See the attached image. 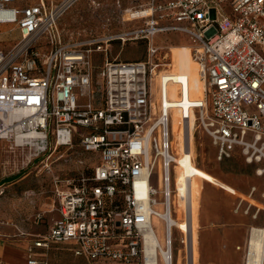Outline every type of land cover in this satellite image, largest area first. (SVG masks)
<instances>
[{
    "label": "built area",
    "instance_id": "1",
    "mask_svg": "<svg viewBox=\"0 0 264 264\" xmlns=\"http://www.w3.org/2000/svg\"><path fill=\"white\" fill-rule=\"evenodd\" d=\"M78 1L0 0V26L20 34L0 49V143L44 168L57 154L74 173L56 186L51 221L30 240L26 264H47L31 254L51 243H72L86 264H173L164 220L177 214L172 110L185 154L193 116L194 136L210 137L217 161L238 150L264 179V0H139L116 18L133 25L112 30L102 18L98 29L64 34L58 22ZM170 33L190 40L203 76L197 101L187 97V75L171 72L169 48L155 43ZM139 41L144 56L122 60L121 48ZM151 218L165 223L164 240L147 253Z\"/></svg>",
    "mask_w": 264,
    "mask_h": 264
},
{
    "label": "rangeland",
    "instance_id": "2",
    "mask_svg": "<svg viewBox=\"0 0 264 264\" xmlns=\"http://www.w3.org/2000/svg\"><path fill=\"white\" fill-rule=\"evenodd\" d=\"M30 1L36 0H28ZM53 1L58 3L61 0ZM90 1L92 0L76 2L60 18L59 27L67 32L71 31L77 26L76 20H79L78 31H88L96 26V18L92 13L102 17L103 14H112L110 12L114 11L110 7V2L114 0H93L100 4H110L100 8H96V4L92 5ZM125 1L128 7L134 0ZM19 39V31L12 30L9 26H0V49L6 50L12 42ZM155 43L171 49L174 64L183 62L187 55H180L174 48L186 46L190 40L184 34L170 33L158 35ZM144 52L143 42H128L121 48L120 55L124 61H135L142 58ZM172 70H179L188 76L190 99L201 98L202 80L196 67L190 65ZM190 76L195 80L193 89ZM153 97L156 101L155 92ZM192 126L193 118L191 130ZM194 137L191 142L195 145V157L192 158L195 159L196 171L207 177L196 174L192 180L197 224L194 237L199 243L196 264H244L245 243L250 229L264 227V211L258 207H264V199L261 197L264 192V179L256 175V166L247 164L238 150L231 158L219 162L216 160L210 137L200 129H197ZM171 138L174 154L182 155L179 119L177 131L174 134L172 132ZM29 156L27 151H17L10 143H0V248L4 252L0 253V259L3 258L4 264H26V251L31 245L30 240L42 236L51 221L49 212L56 186H60L74 174L69 163L58 159L57 154L50 158L49 168H44L39 161L28 163ZM175 173V219L181 221L183 178L179 167H175ZM251 188L255 190L250 201L242 200L239 195L248 198ZM195 191L198 193L196 196ZM41 214L45 215L43 223L38 220ZM164 224L158 219L153 220L156 236L161 243ZM179 230L172 228L173 264H190L187 253L190 251V233L180 230L181 233ZM184 240L187 245L182 243ZM73 252L72 243H51L47 249H34L31 257L47 264H86L83 257L75 256Z\"/></svg>",
    "mask_w": 264,
    "mask_h": 264
},
{
    "label": "bare ground",
    "instance_id": "3",
    "mask_svg": "<svg viewBox=\"0 0 264 264\" xmlns=\"http://www.w3.org/2000/svg\"><path fill=\"white\" fill-rule=\"evenodd\" d=\"M170 51V50H169ZM172 60V58H171ZM194 66L197 68L199 76L201 78V89L204 88L203 85V76L202 73L199 71V66L197 64V62L195 61V59L192 57L191 55V50L189 53V57H188V61L183 62L181 64L178 65H173V61L171 62V67L172 68H185L187 66ZM171 68V72L173 73H181L179 70H172ZM186 75V74H185ZM188 77V76H187ZM190 81L192 83V89H193V83L195 82L194 78L192 76H190ZM170 90V94L169 97L172 101H174L177 98V93H176V87L175 86H170L169 87ZM187 97L189 98V79H188V85H187ZM201 97H202V93H201ZM198 99H194L192 101H197ZM178 116H179V112L177 110H172V123H173V134L177 131V123H178ZM193 118V116H191V119ZM190 128H191V121H190ZM191 130V129H190ZM192 132H190V151L189 154H185L184 153V148H183V143H182V155H178V154H174L173 151V138H171V142H172V154L177 162V165H175V167H179L182 171V178H183V188L181 191L182 194V198H183V209H182V220L181 221H177L176 219H174L173 217H170L168 220L164 219L166 221V225L168 227H171V230L173 228V226H176L178 229H180L182 232L184 233H190V251H188V257L190 260V264H194V245H193V241H194V230H193V221H192V203L194 204V200L193 198V183L192 180H194V176L197 173L196 171V167H195V159L192 158L193 156L195 157V145L191 142V139L195 138L194 137V133L193 130H191ZM180 132H181V140H183L182 138V128L180 125ZM193 148V149H192ZM192 149V151H191ZM193 151H194V155H193ZM199 176L205 177L201 174H198ZM206 178V177H205ZM218 185H222L219 182H217ZM176 192V188H173V194H175ZM199 193V190H198ZM197 191H195V196L198 194ZM239 197L243 200L246 199L247 201H250V196L248 198H244L241 195H239ZM259 209H264V207L259 206ZM156 218H151V224L153 225V220ZM162 238V243L159 241V238L156 236L155 233V229L153 227V233L152 232H147L145 234V247H146V252L147 253H153L154 251V246L159 245L160 247H162L163 244V236L161 235ZM186 240L182 241V243H184V245ZM188 241V240H187ZM187 245V244H186ZM188 247V246H187ZM186 250V247H185ZM163 254L164 251L162 250ZM186 252V251H185ZM264 263V227H258V228H251L247 239H246V243H245V259H244V264H263Z\"/></svg>",
    "mask_w": 264,
    "mask_h": 264
},
{
    "label": "crops",
    "instance_id": "4",
    "mask_svg": "<svg viewBox=\"0 0 264 264\" xmlns=\"http://www.w3.org/2000/svg\"><path fill=\"white\" fill-rule=\"evenodd\" d=\"M47 2L49 1H52L54 2L53 0H46ZM92 5L96 4V8H100L101 6H108L110 5L109 3H96L95 1H90ZM139 0H134L132 1L129 6L127 7V3L125 0H114L113 2H110L112 3L110 5L111 8H113V12H110L112 14H103L102 17L101 16H96L95 13H92L95 18H96V26L94 29H98L99 28V25H100V19L102 18H110L112 20V30H118V29H122L126 26H129V25H133L134 23H129V24H125L124 26L121 25V24H118L116 22V18L118 17V14H120L119 12H121V10L125 9V8H129V7H132V6H135L136 4H138ZM96 12V11H95ZM100 17V18H99ZM77 22H79V20H76ZM77 26L74 27V29H72L71 31H65L64 28H60L59 29L64 32V34H71V33H76L79 29H80V23H77ZM81 22V21H80ZM79 24V25H78ZM58 26H59V22H58ZM123 26V27H122ZM189 44H187L186 46H178V47H175L174 50L177 51V53H180V55H184V54H187L184 61L183 62H186L187 59L189 57V53H190V49L188 47ZM171 51V49H169ZM181 62V63H183ZM181 63H174L173 65H178V64H181ZM206 177V176H205ZM207 178V177H206ZM194 200V196L192 198ZM192 221H193V230L196 231L197 229V224H196V217H195V203L193 204L192 203ZM17 236V235H16ZM15 236V237H16ZM195 236V235H194ZM1 245V244H0ZM193 245H194V264H196V261H197V255H198V246H199V243H198V240H195V237H194V241H193ZM0 253H4L1 248H0ZM3 260V258L1 259V261Z\"/></svg>",
    "mask_w": 264,
    "mask_h": 264
}]
</instances>
